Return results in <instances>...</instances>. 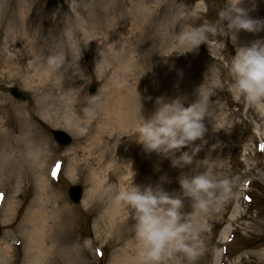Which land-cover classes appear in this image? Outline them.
<instances>
[{"label": "rangeland", "instance_id": "1", "mask_svg": "<svg viewBox=\"0 0 264 264\" xmlns=\"http://www.w3.org/2000/svg\"><path fill=\"white\" fill-rule=\"evenodd\" d=\"M230 2L0 0V244L11 254L5 264H24L22 222L33 201L42 197L39 169L49 173L41 175L56 194L45 210H60L59 222L45 229L44 243L61 236L68 249L85 244L87 264H116L123 253L140 264L131 210L120 200L118 208L114 204L118 190L133 170L135 184H156L165 176V189L178 193L182 173L205 170L197 161L227 185L218 190L219 201L206 209L193 208L191 199L184 198L182 211L190 216L199 247L192 256L173 252L164 264H264V100L253 104L231 91L226 64L235 47L229 38H223L224 45L209 33L208 44L185 52L194 30L214 25L220 8ZM140 3L149 12L139 24L135 9ZM124 38L131 53L117 65L119 55L113 51ZM238 43L248 44L239 38ZM53 56L59 58L58 67L48 63ZM13 86L27 90L31 99H14L8 91ZM198 90L211 117L204 118L205 142L192 165L173 167L126 135L140 119V98L147 118L156 97H186L187 106L198 99ZM118 94L129 101V109L124 125L114 128L112 100ZM54 129L70 134V145H56ZM93 141L110 144V159L98 162ZM33 143L48 150L40 153L41 168L33 158L36 151L27 150ZM72 163L76 171L70 176ZM93 172L103 177L95 191ZM75 184L83 188L78 204L67 197ZM8 206L13 211L4 222ZM106 214L113 222H106ZM62 247L53 253L56 259L62 258Z\"/></svg>", "mask_w": 264, "mask_h": 264}, {"label": "clouds", "instance_id": "2", "mask_svg": "<svg viewBox=\"0 0 264 264\" xmlns=\"http://www.w3.org/2000/svg\"><path fill=\"white\" fill-rule=\"evenodd\" d=\"M244 3L245 0L226 3L218 11V20L214 25L194 30L191 47L185 52L196 49L201 43L208 44L209 33L223 42L224 37L229 38L235 47V54L226 64L231 91L235 96L245 97L255 104L264 100V39L242 45L238 43V33L241 30H264V20L251 18L250 9L242 6ZM48 63L58 67L60 61L53 56ZM185 101L186 97L181 96L156 97L154 111L145 118L141 114L140 98V119L126 134L133 137L146 153L154 152L169 159L173 167L181 169L192 165L200 152L207 132L204 118L211 117L199 90L195 102L186 106ZM197 140L201 144H194ZM186 148L188 150H183ZM196 164L197 167L203 165L205 170L193 169L194 174L182 173L178 177V193L165 189V176H161L156 184H135L133 170L131 178L118 190L117 199L132 213L140 264H164L173 252H183L189 256L196 253L199 244L193 234L190 216L182 211L184 198L191 199L193 208L206 209L219 201L218 190L227 185V180L214 179L202 161Z\"/></svg>", "mask_w": 264, "mask_h": 264}, {"label": "bare ground", "instance_id": "3", "mask_svg": "<svg viewBox=\"0 0 264 264\" xmlns=\"http://www.w3.org/2000/svg\"><path fill=\"white\" fill-rule=\"evenodd\" d=\"M254 5V6H253ZM246 8H249V16L253 19H258V20H264V0H245V3L242 5ZM148 11V9H147ZM146 6L140 4H137V7L135 9V19L136 22L143 23L146 18ZM149 12V11H148ZM135 22V24H136ZM82 24V23H81ZM137 26V25H136ZM84 29V34H85V28ZM238 38L240 41H244L245 43L251 42V40H256V39H264V30H261L259 32H247L245 30H241L238 33ZM139 40L137 41V43ZM128 44L129 41L127 39H121L119 45V49L115 52V55H119L117 59V65H119L123 60L122 57L127 56L129 58V49H128ZM109 49V48H108ZM106 52V51H105ZM116 57V56H114ZM121 58V59H120ZM127 62H132V60L129 59ZM134 62L136 63L135 59ZM107 97V96H106ZM128 98V97H127ZM111 99V98H109ZM133 101L132 99H128ZM106 105L108 103V98H106ZM104 101V102H105ZM110 101V100H109ZM114 107L116 108V115L114 122L116 125L114 128H120L122 125L125 123V119H127V111L129 109L127 102V99H124L123 94H118V96L112 100ZM133 103V104H132ZM130 105L134 109V102H130ZM138 104H136L135 107H137ZM125 107V109H124ZM139 107V106H138ZM135 111V110H134ZM136 110V114H137ZM133 113V118H134ZM96 139L98 136H95ZM95 143V150L96 154L98 156L99 161L98 162H103L104 159H110V144L106 143L105 144H98L96 141H93ZM93 144V143H92ZM38 144L33 143L32 146L29 148L28 146V153L30 150H35L36 152H33L35 156L33 157L35 159L36 165L41 168L42 164H44V160L42 162L39 161L40 153L41 151H48L46 145H41V148H36ZM87 149H90V147H86ZM31 154V153H30ZM39 161V163H38ZM106 161V160H105ZM42 163V164H41ZM76 171L74 167V163L70 164L69 167H67V174L72 176L73 173ZM47 175V171L45 169V173L41 172V169H39V174L36 176L38 179V186L40 188L39 195L42 196L40 197L41 199H35L33 203L30 205V208L28 209L24 219H23V226L25 227V230L23 231L22 235L24 236V264H87L86 263V258H85V252L87 251V245H81L78 246L77 248H72L68 249L67 243H64L65 239L63 237L62 240L61 236L52 237V241L55 243L48 242L46 241L44 243V240L46 238L45 234V229L47 225L52 221L53 225H55L60 218V210L57 209V207L52 206L50 211L45 210L47 207L45 205L52 203V201L56 200V194L48 189L45 184L44 177L41 175ZM91 180L95 183L93 184L91 190H96L97 186L99 187V183L101 180H103V177L99 176L97 172H93L91 175ZM93 192V191H91ZM90 192V193H91ZM115 207H119V200L114 202ZM6 212L5 215L6 217L3 219L4 222H6L7 217L11 215L13 209L12 207H6ZM64 209V208H63ZM62 209V210H63ZM117 212V211H116ZM107 217V214L105 215ZM114 216V215H113ZM106 222H113V218L110 217ZM39 224V225H38ZM38 225V226H37ZM28 228H30V231H26ZM63 246V247H62ZM59 247H62L61 251V259H56L53 256V253L55 251L58 252ZM11 261V254L9 251L8 246H1L0 244V264H5L9 263ZM116 264H138L137 262H133V260L129 259L126 257V254L120 257L119 262Z\"/></svg>", "mask_w": 264, "mask_h": 264}, {"label": "water", "instance_id": "4", "mask_svg": "<svg viewBox=\"0 0 264 264\" xmlns=\"http://www.w3.org/2000/svg\"><path fill=\"white\" fill-rule=\"evenodd\" d=\"M10 93L19 100L26 101L29 99V94L21 88H11ZM54 139L62 145L68 144L70 137L62 131H53ZM82 189L80 186H71L68 191L69 198L72 202L77 203L81 197Z\"/></svg>", "mask_w": 264, "mask_h": 264}, {"label": "snow or ice", "instance_id": "5", "mask_svg": "<svg viewBox=\"0 0 264 264\" xmlns=\"http://www.w3.org/2000/svg\"><path fill=\"white\" fill-rule=\"evenodd\" d=\"M55 175V173H53Z\"/></svg>", "mask_w": 264, "mask_h": 264}]
</instances>
